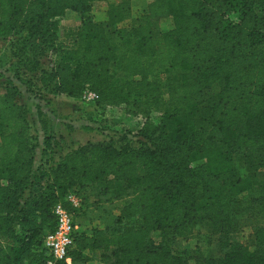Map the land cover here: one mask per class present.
Here are the masks:
<instances>
[{"label": "trees", "instance_id": "16d2710c", "mask_svg": "<svg viewBox=\"0 0 264 264\" xmlns=\"http://www.w3.org/2000/svg\"><path fill=\"white\" fill-rule=\"evenodd\" d=\"M94 1L0 0L8 68L28 91L80 100L88 88L97 108L144 117L133 139L63 152L48 135L40 144L18 86L0 81V264H45L55 204L77 225L114 201L108 221L76 229L71 264L97 253L101 264H189L171 242L204 221L222 254L197 252L195 264H264V0H151L134 19L131 0L97 14ZM66 10L79 23L68 41L59 34ZM110 28L127 30L119 44ZM37 111L45 130L50 119ZM38 148L45 159L35 165ZM246 213L256 225L238 241Z\"/></svg>", "mask_w": 264, "mask_h": 264}, {"label": "rangeland", "instance_id": "374dc122", "mask_svg": "<svg viewBox=\"0 0 264 264\" xmlns=\"http://www.w3.org/2000/svg\"><path fill=\"white\" fill-rule=\"evenodd\" d=\"M109 1L106 5L102 2L95 3L92 10L100 13L109 3H115L118 0ZM149 1L151 0H131L133 19L139 15ZM59 24L60 38L68 41L76 32L79 23L75 14L72 18H61ZM126 31V29L120 31L110 28L107 33L113 44H119L120 34L118 33L124 36ZM6 53V44L0 41V81L5 78H12L13 82L18 86L21 93L20 100L32 114L40 144L48 135V137L53 138V143H58L59 147L64 148V152L66 149L83 144L86 141H97L108 139L109 137L117 139V137L123 134H126L130 139L134 138L133 135L141 125L144 117L132 115L119 107L99 109L95 104H85L79 99H73L63 94L55 97L45 95L42 99L27 90L26 85L22 83V78H19V80L14 78L13 71L8 68ZM37 108L50 119L49 124L47 123L45 127L46 129H43L45 132H43L39 123ZM59 147L53 146V148ZM233 157L235 165L241 166V154L235 153ZM262 173L261 169L260 176H262ZM242 198L243 200L245 199L244 196ZM114 203L117 204L118 201H114ZM114 203H102V208L96 207L92 209L93 213L76 218L77 229L88 230L94 225H101V223L103 224L105 221H108L117 211ZM255 225L256 217L251 216L249 213L244 214L240 218L239 228L233 234V238L238 241L246 239ZM151 239L154 243H158L160 241L159 233L157 231L153 232ZM171 248L173 252L186 259L189 264H195L194 257L197 252H201L207 257H217L222 254L217 234L213 233L211 224L205 221L196 227L191 236L176 237L171 242ZM89 264H101L98 253L93 254V259Z\"/></svg>", "mask_w": 264, "mask_h": 264}, {"label": "built area", "instance_id": "2783aa9c", "mask_svg": "<svg viewBox=\"0 0 264 264\" xmlns=\"http://www.w3.org/2000/svg\"><path fill=\"white\" fill-rule=\"evenodd\" d=\"M96 98V93L88 88L84 89L80 96V100L85 104H94ZM110 108L114 107L110 106ZM65 201L72 208H77L81 204L80 197L72 192L66 194ZM52 211L55 216V226L53 230L47 232L43 238V246L48 255L45 264H56L58 261H63L65 264H71L68 251L73 246L74 232L77 229L73 213L61 203L55 204Z\"/></svg>", "mask_w": 264, "mask_h": 264}, {"label": "crops", "instance_id": "0c3cea01", "mask_svg": "<svg viewBox=\"0 0 264 264\" xmlns=\"http://www.w3.org/2000/svg\"><path fill=\"white\" fill-rule=\"evenodd\" d=\"M100 2H102V3H105V5L108 3V2H110L109 0H99V1H94L93 2V6L92 7H94L95 6V3H100ZM103 6V5H102ZM105 9V8H104ZM92 12H95V13H98L97 11H93L92 10ZM102 12V11H101ZM100 12V13H101ZM73 16H75V12H73V11H71V10H66V12H65V14H64V18L65 17H67V18H69V17H73ZM63 17H61V18H63ZM53 118H54V116H53ZM44 160L45 159V157H43L42 156V153H41V149L39 148V150L37 149V156H36V162H35V165H37L38 164V162L40 161V160ZM89 264V263H88Z\"/></svg>", "mask_w": 264, "mask_h": 264}]
</instances>
